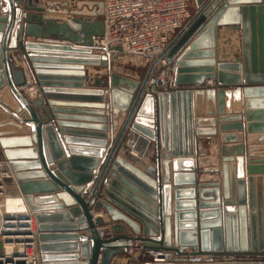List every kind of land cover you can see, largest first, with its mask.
Instances as JSON below:
<instances>
[{"label":"water","instance_id":"1","mask_svg":"<svg viewBox=\"0 0 264 264\" xmlns=\"http://www.w3.org/2000/svg\"><path fill=\"white\" fill-rule=\"evenodd\" d=\"M193 1L194 15L162 54L171 65L176 86L163 93L152 78L154 64L139 80L113 72L106 80H90L93 85L86 86V67L109 66L105 56L91 49L92 37L104 33L101 21H91L102 15L100 3L74 0L71 5L79 11L68 21H56L40 16L44 9L32 0H0V32H4L0 35V118L5 119L0 123V148L35 220L40 264H111L132 241L144 248L194 257L167 264H264L259 259H233L264 257V85H258L264 83V0ZM223 27L243 31L240 63L218 61L217 33ZM24 32L36 38L58 37L74 46L18 41ZM7 50L23 56L40 99L30 102L21 93L29 83L23 70L15 69L7 58ZM42 54H57L68 62L58 61L66 65L57 67L42 59ZM50 76L72 82L68 87L95 102L90 107L98 110L101 133L99 141L93 142L95 149L88 151L91 156L63 153L53 125L62 112L53 101L59 91L52 89ZM241 78L244 83L239 85ZM205 80H216L217 87L203 85ZM41 109L47 112L45 117ZM22 125L26 126V133L20 135L24 137L1 131L4 126L22 129ZM128 128L152 142L154 167L141 170L119 155L126 148L123 140ZM197 138L207 142L217 138V167H196L197 160L206 157L205 152L196 151ZM17 146L25 149L15 150ZM245 152L250 158L247 178ZM23 158L36 161H18ZM53 160L60 161L55 163L57 171L51 172ZM68 162L85 170L71 171ZM202 174L219 178L199 183ZM35 178L43 181H30ZM56 190H60L56 199L76 207L68 211L61 205L40 207L55 198L36 194ZM90 208H103L112 225L102 227L103 221L94 220ZM70 214L80 219L73 221ZM51 222L73 225L55 228L48 225ZM79 225L81 230L88 229V237L47 233L75 231ZM108 232L111 238H105ZM63 240L73 242L52 243ZM64 251H79V255H51ZM201 256L209 259L202 262Z\"/></svg>","mask_w":264,"mask_h":264},{"label":"built area","instance_id":"2","mask_svg":"<svg viewBox=\"0 0 264 264\" xmlns=\"http://www.w3.org/2000/svg\"><path fill=\"white\" fill-rule=\"evenodd\" d=\"M193 0H96L103 8L102 15L92 17L91 21H101L104 27L102 36L92 37L91 49L94 53L105 56L109 66L97 68L99 77L108 76L110 73L126 72L119 70V64H134L144 69L145 73L153 64L152 78L155 80L158 92H170L174 86V72L171 65L162 57L168 43L183 28L191 17L190 5ZM222 29V28H221ZM223 32L224 48L227 50V60L239 62L242 54L243 31L240 28L226 27ZM32 91V89H30ZM126 146L123 153L147 159L152 157L153 144L147 138L128 128L123 140ZM19 190V186L11 172L8 163L0 160V240L3 239L5 217L2 216L3 198L6 196L8 186ZM20 192V190H19ZM21 194V192H20ZM22 196V194H21ZM19 216L23 223L18 227L29 234L30 238L23 239L20 245L14 246L21 253L23 260L20 264H40L37 252L36 224L32 230V215ZM33 220V221H32ZM35 223V221H34ZM2 241V240H1ZM24 244H29L26 246ZM4 247V246H3ZM122 264H167L172 259H194L190 256H176L173 252L144 248L138 241H132L123 253ZM4 252L0 253V264ZM203 256L200 257L202 262ZM233 257V259H251ZM261 258V257H259ZM257 258V260L259 259Z\"/></svg>","mask_w":264,"mask_h":264},{"label":"crops","instance_id":"3","mask_svg":"<svg viewBox=\"0 0 264 264\" xmlns=\"http://www.w3.org/2000/svg\"><path fill=\"white\" fill-rule=\"evenodd\" d=\"M80 2H87V1H92V0H78ZM33 3H37L39 5L42 6V8L44 9L43 13H39L40 16H44L47 15L49 18L54 19L56 21H68L70 19H72V15L73 13H75L74 9H72V7H66V8H59L56 6H52L55 3L56 4H65L68 2V0H32ZM21 9V8H20ZM49 11V12H47ZM53 12V13H50ZM0 13L3 15L2 12V5L0 6ZM36 13V12H33ZM83 19H87V18H83ZM226 27H223L222 29L220 28L218 30L217 33V55H218V61L219 62H226V63H234L231 61H228L227 59V50H225L224 48V43H222L221 41H223V32ZM4 32H0V35H3ZM58 37H30L27 36L25 34V32L22 34V36L18 37V41H29V42H35V43H43V44H58V45H68V46H74L72 43H70L69 41H59ZM10 43V38L7 39V44ZM222 43V46H221ZM0 47H1V43H0ZM221 49V50H220ZM223 50V51H222ZM43 53V52H42ZM50 53H56V52H50ZM241 54H242V49H241ZM7 58L12 61L13 66L15 69H22L25 75V79L26 81H28L29 83V88L22 90L21 93L26 95V98L28 101H33L36 99H40L39 93L36 90V82L33 79V76L31 75L29 68L25 62V59L23 58V56L19 53V51L17 50H7L6 52ZM43 56L41 57L42 59H46L47 61H50V64L55 65L57 67H62L66 64H59L60 61H65L68 62V59L66 58H59L56 57L54 55L57 54H42ZM224 58V59H223ZM242 59V57H241ZM19 60V61H18ZM59 61V62H58ZM241 61V60H240ZM239 61V63H240ZM0 64H1V59H0ZM51 78H49V83L51 85H53V88L55 91H59L58 96H56L54 98V102L59 104V108L60 112L59 118H56L55 122H59L62 124V126L57 127V125L54 122V128L55 131L57 132V136L59 138V140L61 141V145H62V151L63 153H65V156L68 157L71 153H73L75 156L78 157H88L91 156V153H89L88 151L90 150H94L95 148L94 146V141H99V135H100V131L98 129V126L100 124L97 123V120L99 118V116H96L95 113H98L96 109H94V107H90V106H94L95 102H91L87 99L90 98H86L87 96L85 95H81L80 93H78V89L77 88H72V87H68L70 85H72V82H69L68 80H57L60 78H56L57 76H50ZM54 77V78H53ZM63 77V76H60ZM68 77V76H65ZM85 78H86V86L90 87L93 85V80H102V77H99L97 75V68H92V67H86L85 68ZM64 79H68V78H64ZM92 80V81H90ZM244 83L243 78L240 79V84L242 85ZM203 85H207V87H217V83L216 80H211V81H206L204 82ZM237 85V86H239ZM255 85V84H254ZM258 85H264L263 84H258ZM202 86V85H201ZM236 86V85H235ZM30 89H32V91H35V93L33 94L32 97L29 96V92ZM60 95V96H59ZM85 96V97H84ZM43 104H45V108H48L46 106V100L43 99L42 100ZM34 108V107H32ZM44 117L47 115V112L44 111L43 109H41ZM242 111H245L244 105H242ZM51 115L50 114V118L47 121H51ZM48 117V116H47ZM53 117V116H52ZM53 119V118H52ZM47 121H43V122H47ZM5 119L0 118V123H4ZM243 124H245V121L243 119L242 121ZM26 126L22 125V129H18L16 127H10V126H4L1 128V131L5 134L8 135H15L12 137L15 138H20V137H24V136H20V135H24V133H26L25 128ZM62 130V132H61ZM32 131V130H31ZM243 135L245 136L246 133L245 131L243 132ZM64 139H69L71 141H65ZM245 142V149H246V140ZM32 148H36V144L34 143V141L32 140ZM217 148H218V140L217 138H212L211 141L207 142L204 139L201 138H197L196 139V151L197 152H205L206 153V157L205 158H199L197 160L196 163V167L198 168H213V167H217ZM25 149L24 146H17L15 148V150H23ZM70 149H80L83 152H72L70 151ZM119 155L121 157L124 158H129V162L133 165H135L136 167L140 168L142 170V168H145L147 166H155L154 161H152V157H149L147 159H142V158H135L134 156L128 155L126 153H123V149H120ZM152 155H154V149L152 151ZM210 157V160H209ZM244 162H245V168H244V175L245 178L248 177L247 174V162L248 159H250L247 155V153L245 152L244 155ZM211 158L213 159L211 161ZM0 160L4 161L3 158V154H2V150L0 148ZM18 161H22V162H33L36 160H32L31 158H23L21 160ZM60 160L54 161L49 165L50 168H52L51 172L53 171H57L56 170V165L55 163L58 162ZM67 167L69 170L73 171V170H77L78 171H82L85 170L83 168L80 167H76L73 165H71L69 162L67 163ZM33 172V171H32ZM179 173H188V172H184V171H180ZM263 176V175H260ZM219 178V176L215 175V174H202V175H198L197 178V182L199 183H203L206 181H217ZM32 182H39V181H43V179H32L30 180ZM9 188H15L13 186L10 185ZM13 195V198H15V204L13 207L9 208L10 210H8L9 212H17V209L19 208H24V215H28V211L27 208L25 207L24 201H23V197L21 196L19 190L17 188L11 190ZM58 192H60V190H56L55 192H38V194H36L39 198L40 197H54L55 201H51L48 203H43L40 205V207H46V208H54L57 205H61L62 206V210L68 211L70 208L72 207H76V204L74 205H67L63 200L61 199H56V197L58 196ZM116 193L117 192L116 190ZM88 194L83 196V200L86 201L88 198ZM121 195V194H120ZM173 195V194H172ZM102 197V195H101ZM173 196H172V200H173ZM184 199V198H182ZM93 205V202L90 204ZM91 209V208H90ZM116 211H118L120 214L125 215L126 217H128L124 212H122L121 210L115 208ZM52 211V213H56V211L58 210H49ZM55 211V212H54ZM172 212H174V208L172 207L171 209ZM197 213L200 211L198 208H196L195 210ZM47 213V212H46ZM90 215L91 217L95 220V219H101L103 221V226L102 227H109L110 225H112V222L110 220V218L108 217V215L106 214L105 210L103 208L98 209V210H90ZM23 215V216H24ZM51 215H55V214H51ZM70 217L73 219V221H76L77 219H80V217L78 218H73L72 215L70 214ZM131 219V218H129ZM198 223V221H197ZM48 225L53 226V227H69L70 222H51ZM82 225L77 226L75 231L72 230H67L65 229H53L50 230L49 232H47L50 235H67L69 233H76L77 235L81 236V235H85L86 237L89 236L88 234V229L85 230H81ZM105 238H111L112 236L110 235V233H105ZM73 242V240H63V241H59V242H52L53 244H57V243H71ZM52 256H70V255H79V251H64V252H53L51 254ZM120 258V256H115L112 260L111 264H115V262H119V260L117 258ZM189 257H187L188 259ZM202 260H206V257H202ZM66 262V261H65ZM121 262V261H120ZM55 263H59V262H55Z\"/></svg>","mask_w":264,"mask_h":264},{"label":"bare ground","instance_id":"4","mask_svg":"<svg viewBox=\"0 0 264 264\" xmlns=\"http://www.w3.org/2000/svg\"><path fill=\"white\" fill-rule=\"evenodd\" d=\"M35 91L29 92V96L32 97L33 94L35 93ZM8 188H9V186L7 187L6 196H4L3 202H6V200L10 196H13V195H10L8 193ZM23 201H24L25 207L27 208V211L29 212V209H28V207L26 205V202H25L24 198H23ZM24 213H25L24 212V208L21 207V208L17 209V212L13 211V212H10L7 215H2L6 219V220H4L5 221V223H4L5 227L3 229V237H2L3 239H1L2 243H3V246H4V249H5V257L2 259V262L4 264H20V262L23 260V258H21V256H23V255H21V253L25 249H20L19 252L18 251L16 252L14 250V246L20 245L19 242L22 241L23 239L30 238L29 234L24 232L25 229L22 230V229H20L18 227L19 225H22V223H23L21 220H19L20 219L19 216H23ZM28 215H29V213H28ZM34 221L32 222V230H34V224H35ZM24 245L29 246V244H24ZM8 247L11 248V249L9 250ZM25 251H27L29 253L28 250H25ZM119 256L122 257L121 255H119Z\"/></svg>","mask_w":264,"mask_h":264},{"label":"rangeland","instance_id":"5","mask_svg":"<svg viewBox=\"0 0 264 264\" xmlns=\"http://www.w3.org/2000/svg\"><path fill=\"white\" fill-rule=\"evenodd\" d=\"M75 1H78V0H75ZM72 2H74V0H68V2L67 3H65V4H54V5H52L53 7L54 6H56V7H61V8H66L67 6L68 7H72V9H74L75 11L74 12H77V11H79L78 10V8H76L74 5L72 6L71 5V3ZM78 2H80V1H78ZM87 2H96V0H92V1H87ZM80 9H82V7L80 8ZM196 9H197V7H196V4H195V1H192V3H191V5H190V13H191V17L194 15V13H195V11H196ZM190 17V18H191ZM221 46H222V43H221ZM116 66H118V68H119V70H121L122 72H126L125 74L126 75H122V74H120V73H117V74H119V75H122V76H125V77H130V78H134V79H137V80H139V78H140V74L141 73H143L144 72V69H142V68H140V67H136L134 64H130V63H127V64H119V65H116ZM93 68V67H92ZM95 68V67H94ZM97 68H101V67H97ZM106 77L107 76H103L102 77V80H106ZM209 160H210V157H209ZM213 159L211 158V161H212ZM10 187V186H9ZM14 189V191H15V188H13ZM12 188H8V193L10 194V195H14V194H12V192H11V190H13ZM14 205H16L15 204V198H13V196H10L7 200H6V202H3V204H2V207H3V210H2V215H7V214H9L10 212L8 211V210H10L9 208H11V207H13ZM9 248V247H8ZM11 248H9V250H10ZM2 252H4V247H3V243H2V241L0 240V253H2ZM9 252V251H8ZM37 252H38V243H37ZM38 254H39V252H38ZM122 256V255H121ZM257 258H259V257H255V256H253V257H251V259H253V260H257ZM118 260H119V262H115V264H122V262L124 261L123 260V256L122 257H118L117 258ZM123 260V261H122ZM259 260H261V261H264V257H262V258H259ZM121 261V262H120Z\"/></svg>","mask_w":264,"mask_h":264}]
</instances>
